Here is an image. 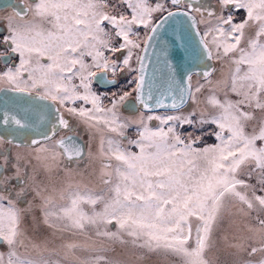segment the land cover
<instances>
[{"label":"snow or ice","instance_id":"snow-or-ice-1","mask_svg":"<svg viewBox=\"0 0 264 264\" xmlns=\"http://www.w3.org/2000/svg\"><path fill=\"white\" fill-rule=\"evenodd\" d=\"M18 2L0 6V264H264V0ZM170 23L184 63L162 47L157 86Z\"/></svg>","mask_w":264,"mask_h":264},{"label":"water","instance_id":"water-1","mask_svg":"<svg viewBox=\"0 0 264 264\" xmlns=\"http://www.w3.org/2000/svg\"><path fill=\"white\" fill-rule=\"evenodd\" d=\"M9 5H17L19 7V2L18 0H0V6L8 8ZM178 34L179 26L175 23H170L160 31L157 40L148 49V56L145 60L148 65L147 75L154 78L157 86L160 85L162 75L167 72L163 64L164 57L161 55L158 59L157 56L162 47L168 48L173 64L177 62L184 63V49L182 47H173V42L178 41ZM175 52H179V56H173L172 54ZM2 95L0 93V96ZM165 103H170V100L165 101ZM156 111H165V109H156Z\"/></svg>","mask_w":264,"mask_h":264},{"label":"rangeland","instance_id":"rangeland-1","mask_svg":"<svg viewBox=\"0 0 264 264\" xmlns=\"http://www.w3.org/2000/svg\"><path fill=\"white\" fill-rule=\"evenodd\" d=\"M161 112H164V111H159L158 113H161ZM153 123H155V122H153ZM208 142L211 143V142H213V141L209 140Z\"/></svg>","mask_w":264,"mask_h":264},{"label":"flooded vegetation","instance_id":"flooded-vegetation-1","mask_svg":"<svg viewBox=\"0 0 264 264\" xmlns=\"http://www.w3.org/2000/svg\"><path fill=\"white\" fill-rule=\"evenodd\" d=\"M9 10H10V8H9Z\"/></svg>","mask_w":264,"mask_h":264}]
</instances>
